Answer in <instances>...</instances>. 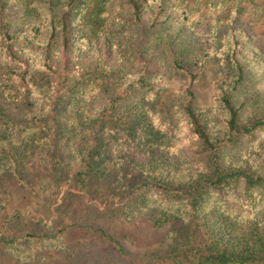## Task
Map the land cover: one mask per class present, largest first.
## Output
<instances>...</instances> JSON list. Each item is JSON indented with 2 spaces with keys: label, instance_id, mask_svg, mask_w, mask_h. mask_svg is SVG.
<instances>
[{
  "label": "trees",
  "instance_id": "1",
  "mask_svg": "<svg viewBox=\"0 0 264 264\" xmlns=\"http://www.w3.org/2000/svg\"><path fill=\"white\" fill-rule=\"evenodd\" d=\"M0 2V176L37 192L24 202L28 210L3 219L0 247L18 236L79 229L105 240L130 263L134 258L136 264H264V169L232 164L221 154L235 136L263 128L264 119L239 123L237 109L221 95L226 131L214 134L200 123L189 90L175 115L167 105L156 109L162 82L147 42L161 38L170 18L164 12L168 0H119L121 18H113L107 33L120 54L138 60L136 72L92 60L75 64L67 57L73 19L87 0H61L56 26L38 21L51 26L41 60L16 58L10 43L18 26L29 24L27 9ZM165 39L170 63L189 60L191 43L179 31ZM52 41L62 55L59 67L51 60ZM25 111L35 120L31 132L7 141L3 132L18 129ZM178 129L188 139L186 148L174 145ZM229 203L248 216L232 218ZM144 213L154 225L168 223L167 238L150 253H131L94 223L97 216L132 219Z\"/></svg>",
  "mask_w": 264,
  "mask_h": 264
},
{
  "label": "rangeland",
  "instance_id": "2",
  "mask_svg": "<svg viewBox=\"0 0 264 264\" xmlns=\"http://www.w3.org/2000/svg\"><path fill=\"white\" fill-rule=\"evenodd\" d=\"M11 1L10 6L22 3L26 7V17L30 20L26 26H18L10 43L12 53L18 59L38 62L43 57L47 34L51 29V26L40 25L38 21L46 19L56 26L57 14L63 9L62 2ZM119 3V0H107L100 8L96 0H87L86 6L73 19L74 30L67 56L73 63L92 60L130 72L138 71V60L120 54L112 46V38L107 33L113 18H121ZM151 5L153 14L157 8L155 2ZM8 11L9 6L4 9V18L9 17ZM164 12L170 18L160 31L161 38L147 42L155 52L152 67L162 82L156 109L161 110L167 105L165 110L175 115L187 101L186 90H189L200 123L214 134L223 135L226 131L228 115L221 95L228 97L237 109L239 123L249 118L264 119V0H168ZM157 17L160 19L162 13ZM176 31L191 43L189 60L177 59L179 66L170 63L166 46L169 43L165 39L172 37ZM171 42V46L177 48L179 42ZM49 46L51 60L59 67L62 64L60 50L55 41ZM232 49L233 57L230 53ZM152 121L157 122L153 118ZM18 122V129L3 132L7 141L15 140L18 134L19 138L29 135L35 124L32 112L25 111ZM178 124H183V121ZM182 132L183 129L175 132L174 145L186 148L189 146L188 139ZM221 154L232 164L246 163L247 166L258 165V169H264V126L248 136H235L231 143L222 146ZM36 193L27 192L20 183L15 184L1 175L0 227L3 219L13 211L22 213L28 210L24 202ZM260 204L264 209V202ZM226 209L236 220L248 216L247 210H241L235 204L229 203ZM94 223L102 225L131 253H150L167 238L168 223L154 225L148 213L132 219L97 216ZM87 231L67 229L65 234L40 238L18 236L13 242L0 247V264H136L134 258L130 263V258L117 256L105 240L93 237ZM157 264L167 263L160 261Z\"/></svg>",
  "mask_w": 264,
  "mask_h": 264
}]
</instances>
